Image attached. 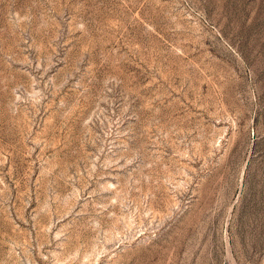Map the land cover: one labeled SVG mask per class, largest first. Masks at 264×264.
Instances as JSON below:
<instances>
[{
  "label": "rangeland",
  "instance_id": "374dc122",
  "mask_svg": "<svg viewBox=\"0 0 264 264\" xmlns=\"http://www.w3.org/2000/svg\"><path fill=\"white\" fill-rule=\"evenodd\" d=\"M0 264H264V0H0Z\"/></svg>",
  "mask_w": 264,
  "mask_h": 264
}]
</instances>
